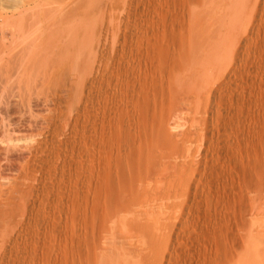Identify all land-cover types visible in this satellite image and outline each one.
<instances>
[{
    "label": "rangeland",
    "instance_id": "obj_1",
    "mask_svg": "<svg viewBox=\"0 0 264 264\" xmlns=\"http://www.w3.org/2000/svg\"><path fill=\"white\" fill-rule=\"evenodd\" d=\"M250 1L232 20L235 51L221 63L230 66L198 107L180 110L166 75L198 0H107L108 54L126 57L124 99L115 118L107 94V173L103 185L92 180L87 232L70 217L83 213L79 199L54 231L31 228L0 246V264H264V0ZM74 175L73 196L83 190Z\"/></svg>",
    "mask_w": 264,
    "mask_h": 264
},
{
    "label": "bare ground",
    "instance_id": "obj_2",
    "mask_svg": "<svg viewBox=\"0 0 264 264\" xmlns=\"http://www.w3.org/2000/svg\"><path fill=\"white\" fill-rule=\"evenodd\" d=\"M249 2L198 0L192 9L188 34L175 52L168 83L164 81L177 88L174 97L180 100V110L198 107L209 96L216 74L230 66L221 63L235 51L232 20L247 14ZM108 4L107 0H0V246L31 228L56 226L54 222L68 215L79 199L83 213L78 217L80 212L71 208L70 217L81 220L87 232L92 180L97 176L95 181L103 185L107 173V94L115 93L111 98L115 118L121 116L124 99L121 66L126 57L121 49L113 55L119 45L115 40V57L108 54ZM115 67L116 77L108 76ZM93 152L98 159L96 173L97 165L89 164ZM73 171L83 181L82 193L77 195L78 189L71 187L75 196L67 187ZM99 186L95 187L100 191ZM73 232L65 231L64 236L73 237Z\"/></svg>",
    "mask_w": 264,
    "mask_h": 264
}]
</instances>
